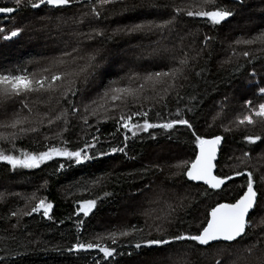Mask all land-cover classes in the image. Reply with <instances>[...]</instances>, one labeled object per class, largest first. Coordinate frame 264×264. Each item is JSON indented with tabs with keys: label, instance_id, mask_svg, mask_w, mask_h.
<instances>
[{
	"label": "trees",
	"instance_id": "trees-1",
	"mask_svg": "<svg viewBox=\"0 0 264 264\" xmlns=\"http://www.w3.org/2000/svg\"><path fill=\"white\" fill-rule=\"evenodd\" d=\"M136 2L140 3L141 0ZM158 2L168 7L141 11L135 15H110L113 8L118 10L120 6L109 5L99 19L89 15L80 24L71 20L69 10L83 7L84 13H90V9L85 7V0H81L80 4L73 3L60 9L42 6L37 10L22 4L18 11L0 15V28L9 31L16 27L23 29L17 37L9 40L0 38V71L19 69L21 72L31 73L34 64L41 63L51 56L55 60L61 58L58 57V53L65 49L70 52L72 44L83 48L85 46V50L93 53V56L98 51L91 48L92 46L104 47L95 56L96 58L104 51L108 52L109 47L119 52L122 49L131 50L132 47L151 44V41L138 42L147 32L132 35L117 32L114 36L113 32L126 24L152 21L156 17L169 20L172 14L167 16L162 12H170L172 2L169 0H158ZM215 4L232 9L235 14L215 26L206 18L180 14L178 18L188 22L191 28V31L184 30L185 34L189 37L195 36V49L188 55L193 58L188 60L174 91L156 105L142 104L143 106L139 105L140 107L134 110L143 108L144 111H148V119L153 123L166 122L174 118L179 110L182 117L190 119L199 134L205 137L223 136L216 171L231 175L234 169L241 172L246 169L255 170L256 187L264 191L260 183L261 174H264V143L248 145L243 140L245 134L264 136V125L257 124L254 127L230 125L231 120L236 121L238 117H242L240 98L242 99L244 95L245 97L249 94L253 95L251 93L253 91L249 92L251 87H247V83L252 84L248 79L256 73L264 76V47L260 44L262 49L257 46L259 50L253 48L249 56L245 57L242 53L247 51L248 45L236 43L237 40L252 39L264 32V0H243V3H238L237 0H217ZM4 6L15 7L13 0H0V7ZM254 7L260 9L257 14L263 20L256 31H252L247 21L244 22L240 17L250 10L254 11ZM207 10H213V6L209 5ZM159 11L161 12L158 13ZM234 22L235 24H232ZM78 27L83 29L80 30ZM173 28L175 25L171 24L164 31L168 32ZM92 29H103L105 37L113 36V38L109 40L98 37L95 40H86L90 41L87 45L84 42L85 38L80 34L88 33ZM196 29H199L197 33L194 31ZM4 34L7 33H0V36ZM205 36L210 39L204 41ZM232 50L237 53L233 55ZM115 78V72L105 74L101 86L106 87ZM80 81L81 78H78L77 82ZM238 87L241 89L235 97L239 99L236 98L231 105L224 104L223 107L226 109L222 108L221 116L216 118L215 123L213 119H208L211 106H215L223 99L226 100L225 97ZM193 96L196 97L195 100L191 99ZM68 99H71V95ZM190 106H195L193 111H188ZM1 108L3 111H0V119L6 111L3 106ZM157 112L160 116H157ZM142 119V117H134L133 122L140 123ZM95 122L96 125L88 131L100 137L97 148L107 151L110 146L122 147L126 143L127 155L115 153L95 158L81 165L54 157L35 169H12L8 164L0 161V264H95L97 260L100 264H200L202 252L222 245L214 243L209 248L197 246L194 242L181 241L173 242L170 246L161 249L136 250L131 247V244L135 243V238L120 237L117 244L112 245L117 252L108 260H105L98 250L66 251L77 241V237L83 242L94 241V236L97 237L98 234L105 235V232L109 233L113 230H131L133 225L142 229L144 233L151 231L153 237L156 236V224H160L168 234L195 231L197 224L203 219L207 205L216 199L212 197L203 201L199 196L198 188L206 186L190 183L182 175H174L178 173V169L170 167L182 157L187 159L194 147L191 143V133L185 126L176 125L167 132L159 128L149 129L148 132H139L135 137H132L131 133H125L129 136L125 142L123 135L120 134L124 133V130L121 129L120 133H117L115 121L108 119L99 120L98 123L95 120ZM81 125V120L75 117L70 121L69 131L64 133L72 142L73 148L77 146V142L83 146V142L79 141V137L83 135ZM225 125L231 127L232 131L225 132ZM37 126L39 125L36 124L35 127ZM60 126H63L62 122ZM39 127V134L17 131L16 139L12 143L0 140V150L11 151L13 155L20 154L17 149L43 150V137L52 136L59 131V127L55 128V132L51 131V128L46 130V127ZM95 128H99L100 131L95 133ZM112 133H116L115 137L110 135ZM153 135L155 139H152ZM87 138L90 139V136ZM55 142V140L49 141V143ZM158 149L171 152L176 158L168 157L167 162H157L154 166L159 167H154L147 162L148 156L150 152ZM245 151L259 157L254 162V168L242 166L239 159L235 158ZM60 163H72V166L56 172L55 169ZM97 180L99 183L92 187L93 181ZM179 182L180 185L177 186ZM245 182L244 176L234 177L233 181L229 182L227 191L235 195ZM145 185L148 187L146 188ZM153 187H159L160 192L154 191ZM184 189L187 190V195L182 198L180 190ZM105 192L111 195L104 196ZM34 193L37 199L44 198L53 204V209L49 213L51 219H45L42 213H35L32 216H12L11 213L14 211L26 208L30 210V207L34 206L35 200L32 199ZM88 198L97 199V206L89 216L84 217L82 213L79 216L74 214L79 206L76 201ZM261 211L257 208L250 218L256 219ZM17 221L19 224L13 228L12 225L17 224ZM78 221H83L79 228H77ZM105 243L111 244V241ZM129 252L132 255H128ZM186 255L190 257L189 260L182 261Z\"/></svg>",
	"mask_w": 264,
	"mask_h": 264
},
{
	"label": "snow or ice",
	"instance_id": "snow-or-ice-1",
	"mask_svg": "<svg viewBox=\"0 0 264 264\" xmlns=\"http://www.w3.org/2000/svg\"><path fill=\"white\" fill-rule=\"evenodd\" d=\"M238 3H243V0H237ZM15 7H0V13L11 14L19 10L22 4L29 6L31 9H40L42 6H48L52 9H60L70 4H80L81 0H13ZM109 5H119V9H112L111 14L135 15L141 11L159 10L161 7L167 8L168 5H161L158 0H141L137 3L136 0H85V7L90 9L89 12L82 14L80 20L77 23H83V18L89 15L93 18L99 19L106 7ZM212 5L213 10H207L208 6ZM174 15L166 21L156 23L155 21H142L140 23H130L124 25L122 28L114 30L113 36L117 33H125L132 35L134 33H144L160 31L163 32L165 28L169 27L177 19L180 14H184L188 17H202L206 18L211 25H220L228 18L232 17L235 12L227 7H221L215 4V0H199L198 3L190 4L187 8L178 6H172ZM23 31L22 28L16 27L12 30L0 28V33H7L0 38L9 40L17 37ZM87 40H95L96 38L109 39L113 36L105 37L103 29H92L88 33H81ZM210 37L205 36L204 41H208ZM257 41L264 42V32H261L257 37L252 39L237 40V44H255ZM79 51L78 48H73L71 52H64L61 58H58L50 63L49 67L41 70L39 73L21 72L19 69L14 71H0V106L7 109L8 104L19 102L24 108H28L29 113L32 112V107L28 101L35 95L38 98L47 97L46 103H50L55 98L57 105L61 104L64 100L67 107H61L58 111L50 109L48 112L40 116L36 121L39 126L51 128L53 126L59 127V131L55 132L52 136H44V143L42 144L43 150L28 151L26 149L19 151V155H13L11 151L0 150V161L8 164L12 169L24 168L35 169L46 161L52 160L54 157L63 158L65 161L74 163L75 165H81L87 161L95 158H100L115 153H122L127 155L126 148L124 146H110L107 151L97 148L100 142V137L96 134H90L88 129H91L93 125L89 123L88 116H97V109L93 108L91 112L88 111L89 105L84 106L85 115H80L78 106L72 99H68L69 94L75 96L79 91L76 87L78 78L83 75L85 81H87L90 70L95 67V56H88L87 61L76 70H61L66 64L71 61L75 63L78 59L83 60L84 57H77L73 55ZM243 56H249V52L242 53ZM67 58V59H65ZM178 66L169 68L167 71L148 73L143 77V83L139 87H111L105 91L104 97L110 98L111 101H120L124 103L128 97L133 100L139 99V93L144 90L146 84L164 85L162 92L166 95L170 90L174 88V81L177 80L184 71V66L188 63L187 54L185 53L183 58L178 61ZM186 78V77H185ZM133 80V77L129 78ZM59 93L57 96L56 94ZM259 95H264V87L258 89ZM159 98L163 100V95ZM191 99L195 100L193 96ZM93 104L95 101L92 102ZM246 112L242 117H238L235 121L237 126H256L257 124L264 125V102L258 104L253 103L250 100L244 102ZM125 103V107H126ZM100 108L106 113L103 116V121L113 119L117 126V133L123 129V140L126 142L129 136L125 133H131L132 137H135L139 132H148L149 129H163L167 132L173 129L176 125L185 126L191 133V143L194 145L191 155L187 159L177 161V163L170 165L171 168L180 169L179 173L174 175H182L186 177L187 181L200 182L201 185L206 187L198 188L199 196L203 201H207L212 197H216L213 203L207 205V210L204 213L203 219L197 224L195 231H184L179 234H168L160 224L155 225L156 236L153 237L152 232L144 233V231L135 225L131 226V230H113L105 235L97 236L94 241L83 242L77 237V241L66 249L68 252H77L80 250H98L103 254V258L108 260L114 256L117 249L112 245L117 244L118 238H135V243L131 244L136 250L157 248L161 249L165 246H170L173 242H194L197 246L212 247L213 244H222L224 247L220 251L226 252L229 257V264H250L249 257H252L261 245H264V216L260 218L259 223H255L251 219V214L256 211L257 208L264 210V191L256 187V180L254 178L255 170L246 169L244 172L233 170L231 175L223 174L222 172L215 171L218 167L216 163L218 159V151L222 147V141L224 139L221 135H212L205 137L199 134L195 130V126L191 123L190 119L181 116L178 110L175 113L174 118L168 119L166 122L153 123L148 119L149 112L140 110H133L126 113L123 109L120 110L118 119L114 115H109V109L104 105H100ZM117 105L113 103L112 108L116 109ZM195 106H190L188 111H193ZM80 115L82 121L81 130L83 135L79 137V141L83 142V146L79 145L74 148L71 147L72 142L69 141L64 133L69 131L70 120L69 116ZM10 123L3 125L4 127L17 129L19 126L20 133H38L40 127H23L25 123H33L28 117L20 118L18 113ZM157 116L160 113L157 112ZM221 116V112L217 113V117ZM134 117H142V122H133ZM217 117H214L213 120ZM62 122L63 126H60ZM99 122V121H98ZM231 123V122H230ZM212 125H209L211 127ZM100 131L99 128H95V133ZM225 132L232 131V128L225 125ZM115 137L116 133L110 134ZM90 136V139L87 137ZM156 137L153 135L152 139ZM171 138V137H169ZM16 139V133L13 132L10 135L0 134V140H7L12 143ZM50 140H55V143H49ZM243 140L248 145H256L264 143V136L260 134L252 135L245 134ZM244 157L250 158L249 151L243 153ZM231 159V157L229 158ZM239 159V158H237ZM72 163L65 164L60 163L59 167L55 169L56 172H60L66 167H71ZM241 163H244L241 160ZM159 167V166H154ZM147 171V169H145ZM246 177V182L240 186L239 191L232 195L227 191L229 182L233 181L234 177ZM99 181H93L92 187H95ZM260 183H264V175H261ZM147 188L148 185H145ZM110 193L105 192L104 196H109ZM230 197V198H229ZM32 199L35 200L34 206L29 209L18 210L11 213L12 216H32L35 213H42L45 219H51L49 213L53 209V204L48 202L44 198L37 199L34 193ZM99 199V197H97ZM97 199H80L76 203L79 205L75 209L77 216L83 214L84 217H88L93 209L97 206ZM170 214V213H169ZM160 219V217H157ZM83 221H78L77 228L80 227ZM19 224L12 225L16 228ZM151 227V226H150ZM252 229L253 231H249ZM252 237H256L255 242L250 244L243 243L250 240ZM14 239V237H13ZM111 241V244L105 243ZM239 245V248L235 246ZM242 249V250H241ZM235 253V255H233ZM15 254V253H14ZM128 255H132L131 252ZM95 264H100L97 260ZM215 264H222V259L217 258ZM259 264H264V258L259 260Z\"/></svg>",
	"mask_w": 264,
	"mask_h": 264
},
{
	"label": "rangeland",
	"instance_id": "rangeland-1",
	"mask_svg": "<svg viewBox=\"0 0 264 264\" xmlns=\"http://www.w3.org/2000/svg\"><path fill=\"white\" fill-rule=\"evenodd\" d=\"M131 1V0H130ZM172 2V6H178L182 8H187L190 4H195L198 3L199 0H169ZM217 1V0H215ZM178 2V3H176ZM254 11H249L247 13H244L240 17H242V20L244 22L247 21L250 27H252V31H256L257 28H259L263 20L259 18V15L257 14V7H254ZM159 11L158 13H160ZM84 13V8L83 7H75L73 9L69 10V14L71 16V20L75 21L77 24V21L81 19L82 14ZM157 13V14H158ZM166 14L167 16H172L174 15L172 9L170 12H162ZM171 13V14H170ZM170 16L169 19L172 17ZM86 19V17L83 18V20ZM182 18H178L173 22V25H175V28H173L170 31H163L160 34L154 33V32H147L145 35H143L138 42H143V41H151V44H148L144 47H132L131 50H126L122 49L121 51L117 52L114 48L109 47V51L100 54L96 60H95V67L90 70V74L88 75L87 81L84 80L83 75H81L79 78H81L80 82H77L76 87L79 88V91L75 96H72L71 93V99L74 101L76 106H78L80 110V115H85L84 112V106L89 105L88 111L91 112L93 108L97 109V116H88L89 123H92L93 126L96 125L95 120H103V116L106 114L102 108H100V105H104L106 108L109 109V115H114L117 119L120 114V110L123 109L126 113L133 111L134 109L140 107L139 105L144 106L146 105H156L158 102L161 100L159 98L160 95H163L165 97L167 94L170 92L174 91L176 86L178 85V79L181 78V76L175 80L174 83V88L170 90L166 95L162 92V88L164 85H156L153 86L152 84H146L144 87V90L139 93V99L138 100H133V98L128 97L127 100L122 103L120 101L113 102L110 100V98H105L104 93L106 90H108L111 87H139L141 83H143V77L147 75L148 73H155V72H162V71H167L169 68L177 67L178 63L177 61L180 58H183L184 54H187L188 60L192 59V56H189V52H193L196 46L195 43V36L192 35V37H189L187 34H185L184 30L188 29L191 31V28L189 27L188 22H183L181 20ZM181 20V21H179ZM152 21H155L156 23H161L165 20L156 17ZM80 24V23H79ZM232 24H235L232 23ZM78 29L82 30V27H78ZM199 29L194 30L196 33L198 32ZM250 32V30H249ZM85 33V32H84ZM87 39L84 40L85 44H90V41H86ZM137 42V43H138ZM128 43L131 45V43L128 41ZM264 47V42L257 41L255 44H247V51L250 52L253 48L257 49L256 47L259 46L260 49L261 45ZM56 47V46H53ZM73 48H78L79 51L77 53H74L73 55L77 57H84L83 60H77L75 63L70 62L69 65L61 70H76L78 67L82 66L86 61L87 57L92 55L93 53L86 51L85 46L79 47L74 44L71 45V50ZM91 48L97 50L98 53L104 49V47L101 46H92ZM159 48V49H157ZM64 52H69L67 49H65L63 52L58 53V57H62V54ZM231 53L235 55L237 52L232 50ZM116 54V56L114 55ZM94 55V56H96ZM49 56V55H48ZM55 58L53 56L45 58L41 63H36L34 64V67L31 71V73H39L41 72L42 69L49 67L50 63L54 61ZM167 66H164V65ZM186 67V66H184ZM111 72L113 74L115 72L116 78L110 83L107 84L106 87L101 86V82L103 80V77L105 74ZM262 73V72H260ZM133 77V80H130L129 78ZM249 81L252 82L248 85L247 87H251V92L253 95H248L245 97V95L242 97L241 104H240V109L242 111V116L245 114L246 109H245V104L244 102L246 100H250L253 103H260L264 102V95H259L258 94V89L260 87H264V76L259 75L258 73L252 74V77L248 79ZM241 88H237L235 91L232 92V94L226 96V100L223 99L222 101L218 102L215 106H211L209 109V118L208 119H213L214 117H217V113L221 112L222 108L226 109L223 107L224 104L229 103L230 105L234 100H236L237 97H235L236 93L240 91ZM248 92V93H249ZM57 96L59 93L56 94ZM239 96V95H238ZM75 97V98H74ZM77 97V98H76ZM239 98H237L238 100ZM47 97L43 98H38L35 95L28 101L29 105L32 107V112L29 113L28 108H24L19 102L16 103H10L7 106V109L5 111L4 116L0 119V134L4 135H10L11 133L15 132L17 134V131H19V126L17 129H12L8 127H4L3 125L10 123L13 119L16 118L14 115L15 113H18L20 118L28 117L31 121H34L33 123H25L23 127H35L36 121L39 120L40 116H42L44 113L48 112L50 109H54L58 111L61 107H66V102L64 100L61 101L60 105H57L55 103V98L50 103H46ZM95 101L93 104L92 102ZM113 103L117 105L116 109L112 108ZM126 103V107H125ZM0 111H3L1 106H0ZM80 115L77 116H69V120L72 121L73 118L77 117L79 120ZM112 121H114L112 119ZM215 121H217L215 119ZM215 121H213L215 123ZM222 122V120H220ZM82 122V121H81ZM237 126L235 123V120H231L230 125L232 126ZM215 125V124H212ZM229 125V124H228ZM54 127V128H53ZM51 127V131L55 132V128L57 126ZM46 130L48 129L47 127L45 128ZM40 132V131H39ZM36 133V134H39ZM39 136V135H37ZM250 158L244 157L243 154L240 156H236L239 158V163L242 166H250L251 168L255 167L254 162H256L259 157L258 156H252L250 155ZM170 157L172 159L176 158L175 155L171 152L168 151H163L161 149H158L156 151L150 152L148 156V161L150 164L153 166L158 162H167V158ZM180 159V157H179ZM183 159V157L181 158ZM180 159V160H181ZM241 160L244 161V163H241ZM178 169V168H177ZM178 169V173H179ZM264 175V174H261ZM261 178V177H260ZM180 185V182L177 184V186ZM261 185L264 188V183H261ZM154 188V187H153ZM180 187H178L179 189ZM154 191H159V187L154 188ZM160 192V191H159ZM171 192V191H170ZM179 193V192H178ZM180 193L182 195V198L187 195V190H180ZM155 212L153 211V214ZM159 214V213H158ZM157 214V216H158ZM259 215L254 219L253 221L255 223H259L260 218L264 216V210H262ZM253 231L250 229V232ZM104 234H107L105 232ZM98 236H102L99 235ZM96 238V236H94ZM256 237H252L250 240L244 241L243 243L245 244H250L255 242ZM224 245H218L215 247H212L208 249L207 251L202 252L201 254V259L202 261L200 264H215V261L217 258L222 259V264H229L230 257L226 252L220 251ZM236 248H239V245L235 246ZM242 250V249H241ZM235 255V253H233ZM178 258V257H177ZM189 256L186 255L183 257L182 261H187L189 260ZM261 258H264V245H261L258 249H256L254 255L252 257H249L250 264H256L259 263V260ZM200 259V260H201Z\"/></svg>",
	"mask_w": 264,
	"mask_h": 264
},
{
	"label": "water",
	"instance_id": "water-1",
	"mask_svg": "<svg viewBox=\"0 0 264 264\" xmlns=\"http://www.w3.org/2000/svg\"><path fill=\"white\" fill-rule=\"evenodd\" d=\"M0 15H4L3 13H0ZM223 142V141H222ZM218 157H219V151H218ZM218 160V159H217ZM217 162V161H216ZM216 171V170H215ZM186 178V177H185ZM187 180V179H186ZM190 182V181H188ZM190 183H193V184H200V182H190ZM201 185V184H200Z\"/></svg>",
	"mask_w": 264,
	"mask_h": 264
}]
</instances>
